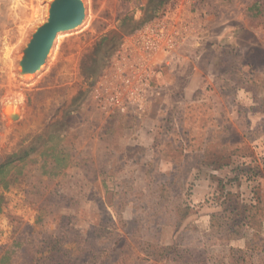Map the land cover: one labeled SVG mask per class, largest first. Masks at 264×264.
Instances as JSON below:
<instances>
[{
    "label": "rangeland",
    "instance_id": "1",
    "mask_svg": "<svg viewBox=\"0 0 264 264\" xmlns=\"http://www.w3.org/2000/svg\"><path fill=\"white\" fill-rule=\"evenodd\" d=\"M83 2L21 75L50 0H0V264H264V0ZM154 19L181 43L145 112L104 108L93 87Z\"/></svg>",
    "mask_w": 264,
    "mask_h": 264
},
{
    "label": "built area",
    "instance_id": "2",
    "mask_svg": "<svg viewBox=\"0 0 264 264\" xmlns=\"http://www.w3.org/2000/svg\"><path fill=\"white\" fill-rule=\"evenodd\" d=\"M181 34L166 19H154L123 38L110 74L93 87L98 101L111 111L139 118L145 112L156 71L179 47Z\"/></svg>",
    "mask_w": 264,
    "mask_h": 264
},
{
    "label": "water",
    "instance_id": "3",
    "mask_svg": "<svg viewBox=\"0 0 264 264\" xmlns=\"http://www.w3.org/2000/svg\"><path fill=\"white\" fill-rule=\"evenodd\" d=\"M85 16L86 6L83 0H52L47 19L37 26L23 48L18 61V72L21 75H28L39 71L58 35L78 28Z\"/></svg>",
    "mask_w": 264,
    "mask_h": 264
},
{
    "label": "trees",
    "instance_id": "4",
    "mask_svg": "<svg viewBox=\"0 0 264 264\" xmlns=\"http://www.w3.org/2000/svg\"><path fill=\"white\" fill-rule=\"evenodd\" d=\"M121 41V32H118L117 30L112 31L107 36L103 37L101 41L97 44L95 49V56L94 58H91L93 61L91 66L88 67V72L90 76H94L96 73H98L99 69L103 66H101V62H104L105 56L107 52L112 49L114 45H118ZM105 46V52L101 57H98L100 52L102 51V48ZM4 165H1L0 168H2Z\"/></svg>",
    "mask_w": 264,
    "mask_h": 264
},
{
    "label": "bare ground",
    "instance_id": "5",
    "mask_svg": "<svg viewBox=\"0 0 264 264\" xmlns=\"http://www.w3.org/2000/svg\"><path fill=\"white\" fill-rule=\"evenodd\" d=\"M51 1L52 0H50V4H51ZM50 6V5H49ZM39 26V25H38ZM7 112H9V113H12V114H14V115H18V111H16V110H14V109H9V110H7Z\"/></svg>",
    "mask_w": 264,
    "mask_h": 264
}]
</instances>
